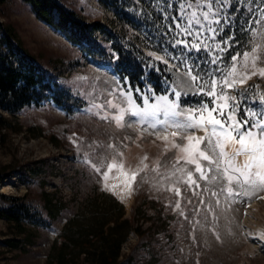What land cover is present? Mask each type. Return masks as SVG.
<instances>
[{
	"label": "rangeland",
	"instance_id": "rangeland-1",
	"mask_svg": "<svg viewBox=\"0 0 264 264\" xmlns=\"http://www.w3.org/2000/svg\"><path fill=\"white\" fill-rule=\"evenodd\" d=\"M61 1L78 10L99 38L109 39V32L128 31L136 34L142 49L152 58L164 62L172 74L168 92L156 96L166 95L169 101H174V92H179L182 108L196 107L202 100L210 99L195 95L190 87L193 82L191 76L186 74L187 69L181 66L180 55L187 50L182 46L173 48L169 42L167 27L171 21L162 22L164 35L161 36L154 26L141 21L139 14L142 11L131 0ZM199 3L206 4V0H199ZM186 4H190L191 8L184 15L185 25L195 24V20L200 18L207 27L198 3L186 0ZM157 5L159 12L167 7L162 2ZM233 6L227 2V7L234 11L236 4ZM240 6L242 12L231 18V28L225 24L224 33L216 34L217 40L222 41L231 30L240 45L220 55L227 63L238 47L241 52L255 47L259 57L256 63L258 71L264 68V6L254 0L245 1ZM0 8L4 12V15H0V21L14 26L24 45L47 69L51 71L55 64H62L58 70L61 75L56 76L57 79L62 86L87 102V106L77 109L74 115H68L62 107L51 102L41 107L33 106L16 117L0 108V112L12 121V126L4 130L6 136L0 141V167L39 158L56 161L61 172L50 179L70 200V209L53 227L27 226V232L36 237L35 244H31L28 251L9 241L18 239L25 243V235L0 219V264H48L52 243L66 220L86 195L96 190L98 193L106 191L116 195L124 204L125 217H131V209L140 204L148 214L155 213L153 201L163 207V214L169 217L170 227L175 231L173 244H167L164 248L165 264H264V184L259 178L253 177L255 183L250 185H228L219 176L212 180L213 173L209 172V179L198 181L199 187H189L183 180H178L177 176L182 174L176 169L184 166V162L181 160L180 164H176L179 153L172 147V142H186L171 136L165 141L164 133H159L158 139L153 130L135 122L136 118L128 112L127 98L119 94L120 89L127 92L125 84L110 63L83 57L62 35L42 23L21 0L0 1ZM193 12L196 16L192 15ZM250 16L259 17L262 23L250 33L241 31ZM54 20H59L56 11ZM188 39L191 41L195 37ZM208 43L210 47L214 46L210 41ZM224 46L221 44V47ZM188 55L193 61L200 57L209 58V53L203 48L200 52L193 49ZM237 72L244 75L240 63L237 64ZM249 76L243 84L236 86L237 89L240 92L244 89L258 90L260 95H264V77L250 75V70ZM226 91L229 96H238L236 89ZM201 97L204 99L196 101ZM132 100L135 106L144 107V102L139 104L133 97ZM190 100L195 102L190 103ZM155 102V98L149 101ZM231 102L219 103L227 106ZM208 106L212 108L214 105L209 103ZM242 116L243 104L238 110L237 119ZM52 135L57 143L49 139ZM196 135L202 136L204 133L197 132ZM78 145L85 147L88 155H75L73 149ZM113 160L115 164H112ZM110 165L111 171L108 170ZM89 168L96 170L99 177L91 174ZM133 175L136 176L135 181L132 180ZM222 186L238 190L239 196H229L226 190L220 193ZM47 188L53 189V186L48 185ZM214 191L220 194L213 196ZM0 192L24 195L27 187L17 183V177L12 174L0 182ZM148 225L149 222H146L143 227ZM158 239L160 243L163 242L161 235H158ZM138 240V235L131 234L122 248V255H127Z\"/></svg>",
	"mask_w": 264,
	"mask_h": 264
},
{
	"label": "trees",
	"instance_id": "trees-1",
	"mask_svg": "<svg viewBox=\"0 0 264 264\" xmlns=\"http://www.w3.org/2000/svg\"><path fill=\"white\" fill-rule=\"evenodd\" d=\"M21 1L42 23L76 47L83 57L110 63L122 79L128 80L139 103L142 100L135 91L137 88L142 91L151 88L157 95L168 91L172 74L167 65L145 52L136 34L109 32V39L99 38L88 27L86 18L61 0ZM131 1L142 11L139 14L141 21L154 26L158 34L164 35L161 27L164 13L159 12L157 3L166 2ZM245 1L248 0H227L231 7L234 4L243 5ZM254 1L264 6V0ZM175 10V6L168 10L169 17ZM54 11L59 15L57 22ZM3 13L0 8V15ZM61 66L58 63L53 70L47 69L24 45L14 26L0 21V108L3 111L16 117L33 106L41 107L51 102L62 107L68 115H74L77 109L86 107L85 100L62 86L57 79L56 76L61 75L58 72ZM11 126L9 117L0 112V141L6 136L4 130ZM49 139L57 143L55 136ZM80 146L73 149L75 155H88L87 149ZM89 170L99 177L96 170ZM57 172H61L60 166L49 158L0 167V182L15 174L17 183L27 187L24 195L0 192V219L25 235V243L18 239L9 240L13 245L28 251L31 244H35L36 237L27 232V226L53 227L70 209V200L50 179L57 176ZM48 185H52L53 189H48ZM156 203L152 202L154 214H148L140 204L131 209V217H125L124 204L113 193H98L96 190L86 195L55 237L47 257L48 264H165L164 248L173 244L175 231L170 227L169 217L163 214V207ZM146 222L149 225L143 227ZM131 234L138 235L139 240L123 256L122 248ZM158 235H161L162 243Z\"/></svg>",
	"mask_w": 264,
	"mask_h": 264
},
{
	"label": "snow or ice",
	"instance_id": "snow-or-ice-1",
	"mask_svg": "<svg viewBox=\"0 0 264 264\" xmlns=\"http://www.w3.org/2000/svg\"><path fill=\"white\" fill-rule=\"evenodd\" d=\"M164 2L167 7L162 9L164 13L162 19L171 21L167 27V33L170 34L169 42L173 48L182 46L187 50L180 55L181 66L187 69L186 74L191 76L193 82L190 87L193 88L195 95L207 96L210 99L202 100L196 107L182 108L179 92H174L176 99L169 101L166 95L156 96L151 88L147 91L137 88L135 91L144 102V107L141 108L133 104L132 89L129 87L127 92L124 89L119 90V94L125 96L129 102L128 112L136 118V123L153 130L158 139L159 133H164L165 141L171 136L186 142L176 143L173 140L172 147L179 153L176 156V164H180L181 160L184 162V166L176 169L182 174L177 176V179L183 180L189 187L193 185L199 187L198 181L209 179V172L213 173L212 180L219 176L228 185L241 183L250 185L255 183L253 177L259 178L261 184H264V95H260L258 90L253 92L251 89L240 92L236 87L243 84L246 78H250L249 70L250 75L264 77V68H259L258 71L256 69L259 57L255 47L243 52L238 47L226 63L220 53H226L233 46H239L240 41L235 40L231 30L222 41H218L216 37L217 33H224L225 24L231 28L233 23L231 18L241 14V6L237 4L233 11L231 7H227V0H206V4L193 0L194 3H198L200 15L207 25L205 27L200 18L195 20V24L185 25L184 15L187 9L191 8L190 4H186V0ZM174 6L176 10L169 17L168 10ZM192 15L196 16V13L193 12ZM261 23L259 17L250 16L246 27L241 28V31L250 33ZM193 36L195 39L189 41L188 38ZM208 41L214 46L210 47ZM221 44L225 46L221 47ZM202 48L209 53V58L200 57L193 61L188 53L193 49L200 52ZM238 63L244 73L242 76L237 72ZM227 89H236L238 96H229ZM153 98L156 102L149 103ZM227 100L232 101L227 106L219 103ZM209 103L214 106L209 108ZM242 104L244 116L237 119ZM197 132H203L204 135L198 136ZM115 163L113 160L112 164ZM188 165L192 167H185ZM108 170L111 171V165ZM104 178H107L106 175ZM135 179L136 176L133 175L132 180ZM225 190L229 196H239V191L231 187L225 189L222 186L220 193ZM220 193L214 191L212 195L218 196Z\"/></svg>",
	"mask_w": 264,
	"mask_h": 264
}]
</instances>
